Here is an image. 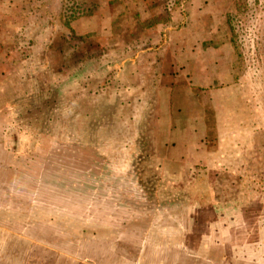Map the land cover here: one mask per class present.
<instances>
[{
  "label": "rangeland",
  "instance_id": "1",
  "mask_svg": "<svg viewBox=\"0 0 264 264\" xmlns=\"http://www.w3.org/2000/svg\"><path fill=\"white\" fill-rule=\"evenodd\" d=\"M43 1L50 9L34 0L31 13L0 0V153L14 167L0 154V264H264V0H227L228 10L205 11L209 25L192 9L201 0H161L160 10L131 0L132 11L126 0ZM15 11L25 16L18 34ZM172 30L180 45L199 38L191 44L205 62L208 47L226 45L211 75L190 58L207 82L194 89L195 110H182L178 93L169 106L162 74L140 78L129 59L147 38L168 48ZM81 50L101 54L87 90L78 79L91 56L75 57ZM176 60L172 84L183 78ZM117 68L118 106L106 109L99 88ZM90 87L97 97L80 99ZM61 90L71 105L54 107ZM87 146L100 176L54 180V157Z\"/></svg>",
  "mask_w": 264,
  "mask_h": 264
},
{
  "label": "crops",
  "instance_id": "2",
  "mask_svg": "<svg viewBox=\"0 0 264 264\" xmlns=\"http://www.w3.org/2000/svg\"><path fill=\"white\" fill-rule=\"evenodd\" d=\"M3 1V0H2ZM8 5L11 6L10 8H18V5L20 4V2L22 4H24L25 6L22 7L23 10H25L26 12H34V0H8ZM227 0H201L200 4L197 5L196 7H193L192 9H194L197 13L200 14V19L204 18V19H208V25L210 24V22H212L213 20L209 17L206 16L205 11H211V10H216L218 8V10H228L229 8V4H227L226 2ZM43 2V4L41 5V8L43 10L45 9H50V5L46 4L43 0H41V3ZM155 6L157 9H162V4H161V0H158L155 2ZM154 6V8H155ZM124 8L128 9L130 11L131 10V0H126L125 4H124ZM17 11V10H16ZM15 11V12H16ZM201 12H204V14H202ZM99 14L93 15L91 14V22H93V20L95 19L98 23V26L100 28L99 25ZM178 15V14H177ZM198 15V14H197ZM15 18L14 21H11L12 23H10V26L12 28V26L16 29L17 34L19 32V25L20 23L24 20L25 16L23 13H14L13 16ZM175 14L172 16V20L174 19ZM35 17H31L30 19H34ZM0 19H1V15H0ZM134 18H132L133 20ZM199 19V18H198ZM130 20V17H129ZM171 20V26H173V21ZM83 21V20H82ZM174 23H175V19H174ZM202 23V22H201ZM2 24V23H0ZM7 24V23H5ZM80 26H82L80 24ZM154 26H156L154 24ZM175 26V24H174ZM201 26V25H200ZM199 26V27H200ZM190 25L188 26H184L180 31H184L185 29L189 28ZM156 28V27H155ZM154 28V29H155ZM163 29V28H161ZM170 29H172L170 27ZM169 29V30H170ZM156 30V29H155ZM214 29H212L210 31V35L211 37H206V41H208L209 43H211V41H213L215 38H212V34L215 35V32H213ZM149 33V32H148ZM177 31H171L169 34L166 33L167 37L165 39V43L168 45V48L164 49V47L162 46V38H147L146 41H144V46L142 47L141 51H138V53L136 52L135 54H133L132 56H130V61L134 62L132 69L133 72L139 73V77L141 74H144V70L145 69H152L154 71L155 76L158 74H162V79H160V81L162 82V88L164 89V92L166 93V96L168 97V105L171 106V102H172V106L174 105L173 100H175L176 96L175 94L178 93V106H182L184 110L187 109L189 110H195L197 108H199V106L201 107V96L198 93H195L194 89L196 88V86L203 88L206 85V80L204 78L201 77V75H199L197 73V71H195L193 74L190 70H188L190 67H193L194 62H192L190 60L191 57L193 58H197V66L199 67V69L201 71H203L204 74L208 73V71L210 72L209 74L211 75V71L210 70H206L207 68H220L219 66H223L224 65V60L225 57H223V53L226 51V45L224 44H220L219 46L216 47H208L204 52H208L209 55L206 57L208 58V60L202 59L200 57V55H196L197 51L195 49L194 46H192V42L194 43L195 40L194 39H199V38H192L193 41H190V38H187L184 41V38H180V43H182V45L178 44V38H177ZM16 33L14 34L15 36L17 35ZM205 39L203 38V41H205ZM91 43V42H90ZM98 44V43H97ZM154 46V47H153ZM145 47H148V49H145ZM163 51V52H162ZM196 51V52H195ZM203 51V50H202ZM47 52H43V55L45 56ZM130 53V52H129ZM203 53V52H201ZM49 53H47L48 55ZM90 55V62L88 63V69L86 72V75L84 76V78H86V80H83V78H81L80 80L78 79L79 83L84 84L83 87L81 89L83 90H87V88H85V83L88 84H92L90 82V79H93V68L96 66V61L99 58V52H94L90 51L88 52H84V51H77L75 57H78L80 59L83 58L84 61H86V56ZM109 54V52L107 53ZM116 54V53H115ZM138 54V55H137ZM164 54V55H163ZM93 55H95V59L96 61L93 62ZM101 55V54H100ZM167 55L169 57V59L167 60ZM13 56V53L11 52V57ZM24 57L29 59L31 58L30 54L28 52H26V54L24 55ZM61 57V56H60ZM176 58H179V62L178 64L181 66L182 69H180V72L177 75H182V81L180 82V84H172L173 82V74L172 69L173 67H176V63L178 60H176ZM16 59V58H15ZM149 59V61L146 63H143L142 60H147ZM181 59V60H180ZM183 59V60H182ZM17 61V60H16ZM14 67H16L18 65V63L12 61L11 62ZM228 63V62H227ZM172 64L173 67H172ZM120 69H114L112 74L110 70L109 76L106 78V81L104 80V82H101L102 84V88H99V91L102 92L103 94L106 93L105 95V99L106 102L102 104V107H106V109L112 107H116L118 106V102H117V97H118V93L120 90V87L122 86L120 84L121 81V74ZM206 70V71H205ZM167 71V72H166ZM89 75H90V79H89ZM141 78V77H140ZM29 79V78H28ZM87 79L89 80V82L87 81ZM154 83H156V79L153 80ZM90 89V94L89 97L86 96V94L82 91L79 92V94L81 96L80 99H86L88 101H92L93 98L97 97L99 91L98 89H96V92L93 93L91 87ZM160 92V91H159ZM162 95V93H160ZM78 95V94H77ZM57 97H59V102L56 101V103H52L51 105H54V107H56L58 104L59 106H67V105H71V99L67 97V94L65 92H63V90H61L59 92V94L57 95ZM162 99V97H161ZM46 101V100H45ZM76 101V100H75ZM80 101V100H79ZM77 101V102H79ZM176 101V102H177ZM60 102H63V105H60ZM141 102H139L140 104ZM138 104V105H139ZM160 104V103H159ZM141 105V104H140ZM146 103H144L142 106L146 107ZM97 107L98 109V103H95V108ZM101 107V108H102ZM186 110V111H187ZM103 111V110H102ZM109 112V110H108ZM51 114V111H48V117L51 118L53 117ZM187 117L190 118L191 122H194V117L193 115H188ZM93 119V117H91ZM2 158V162L1 164L4 165L5 170H12V164H10V167L8 166V164L5 162L6 158L5 156L9 155L8 152H6V150L2 153H0ZM17 168H15L16 170ZM14 171V170H13Z\"/></svg>",
  "mask_w": 264,
  "mask_h": 264
},
{
  "label": "trees",
  "instance_id": "3",
  "mask_svg": "<svg viewBox=\"0 0 264 264\" xmlns=\"http://www.w3.org/2000/svg\"><path fill=\"white\" fill-rule=\"evenodd\" d=\"M71 19L66 21V25L69 27L76 18L72 17ZM78 151L80 155L74 157L75 159L54 157V159L49 163L52 167L54 180L73 186L72 184L74 183L85 184L89 183L90 181L92 182L94 176H100L99 172L101 169H104V163L96 153V149L94 150L92 146H87L78 148ZM90 175L93 176L89 177ZM198 180L199 177L198 179L197 177L193 178L192 190H194ZM176 189H178V187H176Z\"/></svg>",
  "mask_w": 264,
  "mask_h": 264
}]
</instances>
